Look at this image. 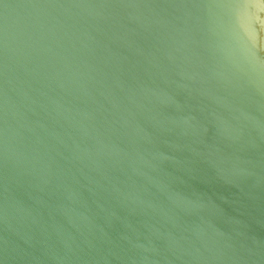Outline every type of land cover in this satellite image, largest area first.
<instances>
[{
	"label": "water",
	"instance_id": "water-1",
	"mask_svg": "<svg viewBox=\"0 0 264 264\" xmlns=\"http://www.w3.org/2000/svg\"><path fill=\"white\" fill-rule=\"evenodd\" d=\"M0 264H264V0H0Z\"/></svg>",
	"mask_w": 264,
	"mask_h": 264
}]
</instances>
